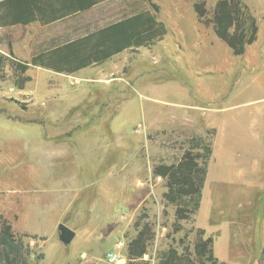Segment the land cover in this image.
<instances>
[{"label": "rangeland", "instance_id": "374dc122", "mask_svg": "<svg viewBox=\"0 0 264 264\" xmlns=\"http://www.w3.org/2000/svg\"><path fill=\"white\" fill-rule=\"evenodd\" d=\"M150 1L169 32L128 51L124 67L105 76L30 67L17 89L11 33L0 32L8 58L0 81V217L16 236H29L32 258L44 254L38 264H108L104 254L118 241L115 264H157L169 249L173 264H264V192L237 176L252 163V146L264 145V0H240L258 25L242 56L193 11L202 2L207 22L219 0ZM194 136L211 143L212 155L198 209L178 220L153 169L179 161ZM62 222L76 232L69 245L58 238ZM140 232L146 253L130 259ZM207 237L214 262L195 254Z\"/></svg>", "mask_w": 264, "mask_h": 264}, {"label": "trees", "instance_id": "16d2710c", "mask_svg": "<svg viewBox=\"0 0 264 264\" xmlns=\"http://www.w3.org/2000/svg\"><path fill=\"white\" fill-rule=\"evenodd\" d=\"M23 0H7L2 5L12 7V3H18L20 10L18 14L11 16L10 23L27 24L29 20L22 16L26 12L23 7ZM150 7L157 11L158 7L151 3ZM193 11L200 23L211 24L214 34L227 46L234 56H242L246 48L257 38V20L249 12L246 5L240 0H219L217 1L212 17L209 21H204L206 10L202 2L193 4ZM166 34L164 24L157 20L151 11L134 13L115 24L102 29L98 35L102 42L95 44L67 45L64 49L77 55L83 50H87L83 59L69 61L68 68H56L48 57L33 58L32 65L41 66L56 72L72 73L78 69L99 63L128 48L149 46L161 40ZM77 47L76 52L72 48ZM8 58L0 54V81L3 80V70ZM74 65H71V64ZM11 65L16 76L15 86L22 89L28 77L24 73L29 66L26 63L11 60ZM193 150H202L201 153L193 154ZM212 155V146L203 137L194 136L190 139V148L186 150L181 159L173 164H159L154 167L153 174L164 180L166 192L163 197L169 203L176 205V218L178 220L188 218L187 214L194 213L201 200V191L207 174V163ZM198 159L202 160L200 165ZM23 235L18 237L13 232L11 224L0 217V264H38L44 259L43 253H38L33 257L34 252L28 243L23 240ZM35 239L36 235L31 236ZM212 238L207 237L200 240L195 245V254L205 257L207 261H212ZM146 253V242L143 232H140L128 246V257L137 259ZM176 260V253L168 250L162 254L157 264H173Z\"/></svg>", "mask_w": 264, "mask_h": 264}, {"label": "crops", "instance_id": "0c3cea01", "mask_svg": "<svg viewBox=\"0 0 264 264\" xmlns=\"http://www.w3.org/2000/svg\"><path fill=\"white\" fill-rule=\"evenodd\" d=\"M5 1L7 0H0V32L10 30L11 36L6 40V46L12 60L26 63L29 68L45 71L53 76H72L80 79L89 75H109L118 66L124 67L128 51H137L144 47L125 49L102 62L92 63L72 73L56 72L34 66L31 64L33 58L43 57L45 60L49 57L53 63L51 66L68 68L69 61L83 59L87 50L73 55L71 51L64 49L65 46L102 42L98 35L102 29L134 13L150 12L149 0H23L22 8H25L26 12L22 16H26L29 20L27 24L10 23L11 16L18 14L21 9H18L19 5L16 2L12 3V7L2 5ZM157 20L164 24L167 34L168 24L163 20ZM76 48L72 50L76 52ZM0 54L4 55L2 52ZM252 155V163L248 168H239L241 172L237 173V176L242 177L246 186L252 184L256 190L264 192V145L262 142L257 141L252 146ZM82 256L83 254L80 257Z\"/></svg>", "mask_w": 264, "mask_h": 264}, {"label": "water", "instance_id": "95a60500", "mask_svg": "<svg viewBox=\"0 0 264 264\" xmlns=\"http://www.w3.org/2000/svg\"><path fill=\"white\" fill-rule=\"evenodd\" d=\"M57 233L60 242L64 245H69L75 237V232L68 228L64 223H60L57 226Z\"/></svg>", "mask_w": 264, "mask_h": 264}, {"label": "built area", "instance_id": "2783aa9c", "mask_svg": "<svg viewBox=\"0 0 264 264\" xmlns=\"http://www.w3.org/2000/svg\"><path fill=\"white\" fill-rule=\"evenodd\" d=\"M123 247V243L118 241L115 243V246L112 250L104 254V259L108 264H115L121 259L120 251Z\"/></svg>", "mask_w": 264, "mask_h": 264}]
</instances>
